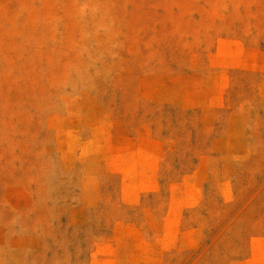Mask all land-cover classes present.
I'll return each instance as SVG.
<instances>
[{"label":"rangeland","instance_id":"374dc122","mask_svg":"<svg viewBox=\"0 0 264 264\" xmlns=\"http://www.w3.org/2000/svg\"><path fill=\"white\" fill-rule=\"evenodd\" d=\"M0 264H264V0H0Z\"/></svg>","mask_w":264,"mask_h":264}]
</instances>
